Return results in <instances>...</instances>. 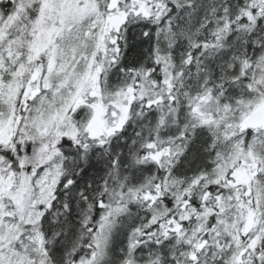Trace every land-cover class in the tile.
Listing matches in <instances>:
<instances>
[{"label":"snow or ice","instance_id":"6c2138e0","mask_svg":"<svg viewBox=\"0 0 264 264\" xmlns=\"http://www.w3.org/2000/svg\"><path fill=\"white\" fill-rule=\"evenodd\" d=\"M0 264H264V0H0Z\"/></svg>","mask_w":264,"mask_h":264}]
</instances>
